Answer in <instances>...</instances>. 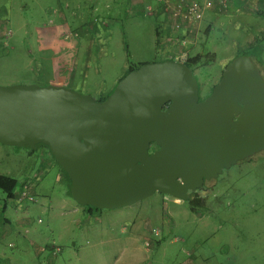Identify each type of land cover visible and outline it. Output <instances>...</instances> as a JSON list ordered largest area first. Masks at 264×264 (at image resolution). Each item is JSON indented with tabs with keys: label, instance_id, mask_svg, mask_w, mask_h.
<instances>
[{
	"label": "rangeland",
	"instance_id": "obj_1",
	"mask_svg": "<svg viewBox=\"0 0 264 264\" xmlns=\"http://www.w3.org/2000/svg\"><path fill=\"white\" fill-rule=\"evenodd\" d=\"M223 1L226 7L220 8L217 21L220 28H213L209 34V24L199 26V41L187 45L186 56L179 59L200 53L212 60L193 71L200 99L211 93L233 58L250 50L249 31L240 24L258 25L264 34L261 8L248 12L242 0ZM52 5L50 0H0V86L48 85L33 50L35 28L48 20L45 10ZM119 17L116 24L99 30L98 36L87 30L90 23L86 27L73 24L71 31L59 29L68 40L80 39L81 60L87 53L93 57L75 83L84 85L88 93L81 94L94 100L102 93V98L110 95L130 69L155 59L174 60L168 54L173 48L168 42L169 29L157 32L160 41H156L154 20ZM209 18L214 22L215 15ZM84 37L93 38L94 45L88 46L90 42ZM66 48L74 50L72 45ZM30 60L34 62L31 66ZM261 76L264 79L263 73ZM67 84L71 88V83ZM46 160L51 162L48 169H44ZM0 175L18 181L16 193L21 185L32 182L34 197L33 202L20 204L10 202L0 191L3 264H25L26 249H34L33 254L42 257L45 264H264V150L206 181L201 189L188 194V201L155 193L127 207L92 210L90 214L88 207L79 208L83 206L71 198L65 176L44 147L30 151L28 146L0 144ZM35 176L40 179L35 180ZM47 247L59 248L60 252L56 256L46 254Z\"/></svg>",
	"mask_w": 264,
	"mask_h": 264
},
{
	"label": "water",
	"instance_id": "obj_2",
	"mask_svg": "<svg viewBox=\"0 0 264 264\" xmlns=\"http://www.w3.org/2000/svg\"><path fill=\"white\" fill-rule=\"evenodd\" d=\"M0 144H43L80 206L113 210L188 193L264 150V79L233 58L211 93L184 63L128 72L103 101L62 85L0 86Z\"/></svg>",
	"mask_w": 264,
	"mask_h": 264
},
{
	"label": "crops",
	"instance_id": "obj_3",
	"mask_svg": "<svg viewBox=\"0 0 264 264\" xmlns=\"http://www.w3.org/2000/svg\"><path fill=\"white\" fill-rule=\"evenodd\" d=\"M38 2L43 0H37ZM49 1V0H44ZM52 2V7H49L45 10V16L49 14L48 20L45 21L41 28L36 27L34 31V40L35 45L33 50L37 55V66L40 71L44 70V72L40 71V73L48 79V85H62L65 86L69 85L67 83H71L70 89H75L74 91L79 93H88V91L84 90V85L79 82V76L84 75L87 69L89 68V62L93 61L92 55L87 53V56L81 60L79 58V45L80 39H69V36H64L61 33L59 34V29H65L71 31L73 28V24L82 23L85 27L86 24L90 23L91 26L87 27V30L95 31V36H98L99 30L109 26L110 24H116L119 20L121 14H123L127 20H135L139 19L145 21L147 19H151L155 21V25L153 26L155 36L157 32L163 31L166 29V25H168V18L165 17L163 12L164 0H50ZM194 1V0H188ZM198 2L203 3L207 0H195ZM213 2V8L206 10L204 12L202 20L194 23L192 26H187L189 29V34L191 35V44H197L199 41V37L197 35V29L199 26H207L210 25V32L213 31L215 27L220 28V25L217 23L219 20V1L221 0H211ZM228 1V0H227ZM232 1V0H230ZM239 2L240 0H235ZM244 6L248 10V12H254L261 8L264 11V0H242ZM226 2V1H225ZM251 11H250V10ZM89 12L88 17H85L84 14ZM106 12V14H105ZM215 15V24L209 18L210 15ZM127 22V21H125ZM242 27L247 30L246 33L247 37L251 44L248 46L250 50L257 54L260 52L259 47L262 46L264 49V34L260 32L261 28L257 27L253 28L251 25H243L240 24ZM83 26V27H84ZM255 26V25H254ZM81 28L78 26L77 28ZM196 32V33H195ZM206 38H208L210 35ZM193 35V36H192ZM85 42H90L88 46H93L94 43H91L93 38L84 37ZM156 41H158V35L156 36ZM155 41V42H156ZM69 43V44H68ZM56 45L63 46L61 49H56ZM72 45L74 50L69 51L66 47ZM88 51L92 50L91 48L87 49ZM96 51V50H95ZM64 52V53H63ZM261 55V54H260ZM264 52H262V59ZM64 56V57H63ZM67 56V57H66ZM160 57V56H159ZM166 59H155V62L165 61ZM71 62V64H70ZM34 62L31 60L29 61V66H31ZM50 65V67H49ZM64 67H61V66ZM52 68L53 70L50 71L49 69ZM62 68V69H61ZM56 69V70H55ZM50 77V78H49ZM73 87V88H72ZM95 88V87H94ZM96 94L99 93V85L96 86ZM85 91V92H84ZM103 94V93H102ZM100 95L99 99L103 97ZM107 94V93H106ZM108 95V94H107ZM36 152H40L41 154L43 151L37 150ZM33 153L29 154L32 155ZM47 164L43 163L41 166L45 164L46 168L48 169L51 166V162L46 160ZM43 169H39L41 172ZM43 174V172H41ZM40 174V175H41ZM6 176V175H4ZM9 177V176H8ZM31 186L29 187L28 191L31 194ZM34 198V197H33ZM84 208V207H79ZM79 210V209H78ZM83 210V209H82ZM5 223H9V220H6ZM7 231V230H5ZM4 231V232H5ZM8 232V231H7ZM34 248V247H33ZM34 251V249H33ZM33 251L28 249L25 250L26 255V262L25 264H45L44 260L41 259L42 257L33 254ZM0 253V257H1ZM46 256V255H45ZM47 262V261H46ZM0 264H3L0 261ZM46 264H51L46 263Z\"/></svg>",
	"mask_w": 264,
	"mask_h": 264
},
{
	"label": "built area",
	"instance_id": "obj_4",
	"mask_svg": "<svg viewBox=\"0 0 264 264\" xmlns=\"http://www.w3.org/2000/svg\"><path fill=\"white\" fill-rule=\"evenodd\" d=\"M219 7L225 8L226 2L219 1ZM213 8V2L211 0L204 1L203 3L198 1H188V0H164L163 12L167 16L169 22L166 25V30H170L171 35L169 38V43L172 44L173 48L168 53L171 57H174V61L183 62L179 60L186 56L184 51L187 45L192 43L189 34V29L187 26H192L194 23L202 20L204 12ZM10 34L7 30L6 35ZM163 44L166 42L165 36L162 37ZM159 40V39H158ZM160 41V40H159ZM171 59V58H170ZM35 180H39L38 176L34 177ZM31 183H26L21 190L17 193L13 202L24 204L28 202H33L34 198L29 194V187ZM53 248V247H52ZM52 256L59 254L60 249L56 248L51 251Z\"/></svg>",
	"mask_w": 264,
	"mask_h": 264
},
{
	"label": "trees",
	"instance_id": "obj_5",
	"mask_svg": "<svg viewBox=\"0 0 264 264\" xmlns=\"http://www.w3.org/2000/svg\"><path fill=\"white\" fill-rule=\"evenodd\" d=\"M260 52H258L257 54H255L254 52H252V50H249L245 53H242L238 56L244 55V56H248L251 58V60L255 63V65L257 66L258 70L260 71V74L262 75V73L264 74V60L262 59V52H264V49L262 46L259 47ZM261 54V55H260ZM166 61V60H165ZM183 62L192 70V72L197 69V68H201V67H206L208 65L211 64L212 60L209 59L208 57H205L203 55H201L200 53H197L196 55L192 56V57H188L185 60H183ZM132 71V69L129 70V72ZM105 98H100L96 101H103ZM38 147H44L45 149L48 150L49 154L50 151L48 149V147H46L43 144H39L36 146V148L31 149L30 147H28V149H30V151H35ZM51 155V154H50ZM52 157V155H51ZM53 158V157H52ZM54 162L55 159L53 158ZM56 163V162H55ZM57 164V163H56ZM58 165V164H57ZM59 166V165H58ZM59 168L61 169V167L59 166ZM63 175L66 178V182H68V191L70 194V187H71V182L68 180L66 174L64 173V171L61 169ZM18 181L12 177H8V176H4V175H0V191L3 192V194H5L6 199L10 200V202H13V199H15V197L17 196L16 193V189L18 188ZM22 188V185H21ZM20 188V190H21ZM190 198L188 197V200ZM88 207V209H90L91 211H89L88 213H92V210H96L99 211V209H95L91 206H86ZM49 248L48 251H45V253L47 254V252H49V254H51L52 252V247H47Z\"/></svg>",
	"mask_w": 264,
	"mask_h": 264
},
{
	"label": "flooded vegetation",
	"instance_id": "obj_6",
	"mask_svg": "<svg viewBox=\"0 0 264 264\" xmlns=\"http://www.w3.org/2000/svg\"><path fill=\"white\" fill-rule=\"evenodd\" d=\"M207 96H208V95H207ZM205 183H206V181L204 182V184H205ZM204 184H203V186H204ZM194 192H196V191H194ZM189 193H190V192H189ZM189 193H188V194H189ZM188 197H189V195H188ZM187 201H188V200H187Z\"/></svg>",
	"mask_w": 264,
	"mask_h": 264
}]
</instances>
